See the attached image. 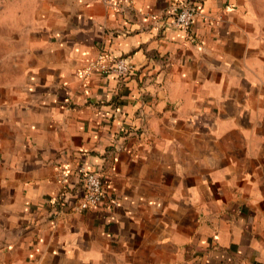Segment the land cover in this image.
Instances as JSON below:
<instances>
[{"label": "crops", "instance_id": "0c3cea01", "mask_svg": "<svg viewBox=\"0 0 264 264\" xmlns=\"http://www.w3.org/2000/svg\"><path fill=\"white\" fill-rule=\"evenodd\" d=\"M116 1L0 0V264H264V0Z\"/></svg>", "mask_w": 264, "mask_h": 264}, {"label": "built area", "instance_id": "2783aa9c", "mask_svg": "<svg viewBox=\"0 0 264 264\" xmlns=\"http://www.w3.org/2000/svg\"><path fill=\"white\" fill-rule=\"evenodd\" d=\"M127 2V0H118L113 6L119 9L123 3L127 4ZM198 9V0H179L174 6L171 24L187 31L193 23ZM95 70L105 76L113 75L120 78L130 74L133 66L125 62L121 57L114 58L106 53H100L95 59L88 61L82 73L86 75ZM80 172L83 180L84 195L75 209L85 210L95 206L104 197V194L99 171L81 169ZM66 174L67 172L64 169L59 170L58 176L62 182L66 181Z\"/></svg>", "mask_w": 264, "mask_h": 264}]
</instances>
